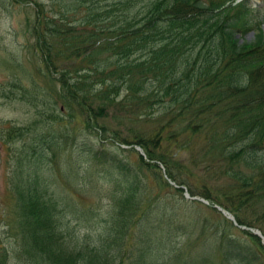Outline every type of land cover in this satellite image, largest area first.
Listing matches in <instances>:
<instances>
[{"label": "trees", "instance_id": "1", "mask_svg": "<svg viewBox=\"0 0 264 264\" xmlns=\"http://www.w3.org/2000/svg\"><path fill=\"white\" fill-rule=\"evenodd\" d=\"M31 1V34L46 70H56L51 52L56 36L64 39L57 43H62L57 52L64 58H84L81 72L70 76L63 68L54 80L65 102H73L86 115L88 127L75 136L45 124L47 132L31 131L15 146V169L10 173L17 207L14 256L22 264H264L260 238L213 205L206 206L218 216L210 217L193 205H202L200 201L182 194L181 204L179 198L158 193L143 197L149 189L143 177L149 172L159 184L175 190L170 195L178 197L182 185L188 194L227 209L238 224L255 226L264 234V21H251L245 0H115L103 6L94 4L96 0H73L72 15L80 8L83 12L66 23ZM100 13L111 22L101 25ZM253 28L252 38L238 35ZM100 53L105 54L97 56ZM92 82L99 88L92 90ZM121 89L122 98L115 100ZM95 99L105 104L94 105ZM128 101L161 106L157 127L148 136L128 139L98 120L107 104L124 106ZM43 114L51 122L61 117ZM15 130L22 134L21 127ZM131 143L143 152L135 153L133 162L123 151L134 149L121 145ZM63 146L115 175L120 186L106 217L90 233L78 235L65 223L61 226L53 214L56 200L48 195L44 179L24 171L27 162L51 160ZM179 149L188 152L196 171L221 178L212 192L197 182L195 169L182 161ZM136 209L139 214L133 216ZM137 223L144 237L130 243ZM126 225L130 229L125 232ZM167 243L168 255L160 252L164 262H158L152 248ZM6 257L8 252H2L0 264H7Z\"/></svg>", "mask_w": 264, "mask_h": 264}, {"label": "rangeland", "instance_id": "2", "mask_svg": "<svg viewBox=\"0 0 264 264\" xmlns=\"http://www.w3.org/2000/svg\"><path fill=\"white\" fill-rule=\"evenodd\" d=\"M34 1L46 13L53 15L55 18L62 16L63 23H66V19L71 20L81 16L83 12L80 8L72 15V9H69V7H71L73 0ZM96 1H94V4L103 6L115 0ZM246 2L247 7L251 9L250 17L258 18L260 11H262L261 18L264 20V0H246ZM135 6L136 3L131 9L133 10ZM33 11L31 0L0 3V257L2 252L7 251V264H22L21 259L14 256L12 252L14 241L18 242L16 224L13 225L15 222L14 218L17 216V207L10 189V173L15 169L13 153L15 146L21 144L27 133L41 129L47 130L49 127H45V124L53 123L55 129L64 128L70 132L69 135L75 136L83 135L85 128L88 127V122L85 120L86 115L79 112L78 106L73 102H65L61 95L60 87H58L57 81L54 80V77L58 76L59 70L63 68L69 71L68 75L71 74L70 76H74V72H81L79 70H81V64L84 65V58L82 55L75 58H64L57 52V47L62 44L58 45L57 43L63 42V37L62 41L59 36L53 37L52 40L55 42V46L52 47L51 52H53V62L56 70L55 72L47 71L43 63L42 54L35 43L36 38L31 34L30 23ZM114 14H116V11ZM110 17L111 19L115 18L112 14H110ZM97 18H100L101 25L111 22L110 19L104 18L102 13ZM62 26L65 25L62 24ZM252 31L253 29L238 35L249 39L252 38L254 33ZM68 39L71 40V38ZM104 54L100 53L97 56L103 57ZM75 83V87L79 86L76 91L80 95L79 81ZM91 88L92 90L99 88L98 83L92 82ZM123 93L124 90L121 89L114 96L115 100H120ZM102 100L95 99L94 105H104L105 103ZM145 106L147 105L133 103L132 101L131 103L128 101L124 106L107 104L105 107L106 114L98 120L116 129L121 136H125L128 139L140 134L148 136V132L150 134L151 129L157 127L159 120L157 115L161 111V106L153 101L148 108ZM155 109L159 110L158 113ZM45 111H47L48 115L59 114L61 117H56L51 122L49 118L44 117L43 112ZM142 112L145 113L146 117L141 114ZM148 112L151 115L149 117ZM17 127H21V135L16 132L15 128L17 129ZM103 136H106V133ZM195 143H197L195 145L197 149L199 142ZM106 145L113 148V144L106 143ZM125 145L124 148L134 149L133 151H123L126 159L131 162L135 161V153L140 151L134 147L133 143ZM179 150L178 156L189 165L190 155L182 149ZM195 157L198 165L203 169L200 164L202 160L198 156ZM190 168L191 170L195 169L193 174L197 178V182H203L211 192V189H214L216 184L221 182L220 177H218L219 180L212 179L211 177H206L202 170L196 171L197 167L190 166ZM24 171L28 174L32 172L30 175L35 173L39 178L44 179L48 186V195L56 200V206L53 208L55 209L53 214H55L56 219L61 226L62 223H65L78 235L90 233L99 226L103 221L102 219L107 215L108 207L115 201L113 199L120 194V186L116 182L115 175L102 171L99 166L93 165L83 153L67 146H63L59 151H56L51 160L45 157L27 162L24 166ZM161 171L163 172V170ZM145 177L147 178L149 189L143 191L144 198L148 197V194L158 193L164 198H179V204H181L183 199L180 198V195L182 194L185 197L189 195L183 188L176 191L178 197L177 194L170 195L169 192L175 190L169 186L159 184L149 172L145 173L143 178ZM170 181L169 183L173 184ZM196 200L202 203V205L199 202L193 204L197 207L198 212L204 215L207 214L210 217L218 216L206 206L212 205V200H207V202ZM257 211L259 212V210ZM136 214H139L138 209L133 212V216ZM261 220L264 221V219ZM131 221L132 219L129 217L128 223H131ZM138 226L140 225L137 223L136 226L131 228L130 243L136 242L138 236L144 237V234L140 232L141 228ZM129 229L130 226L126 225L124 231L126 232ZM122 238L125 240V235ZM168 248V243L165 247L159 245L152 248L155 260L162 262L163 256L160 255V252L166 250L167 256ZM214 248L215 246L212 247V249Z\"/></svg>", "mask_w": 264, "mask_h": 264}, {"label": "water", "instance_id": "3", "mask_svg": "<svg viewBox=\"0 0 264 264\" xmlns=\"http://www.w3.org/2000/svg\"><path fill=\"white\" fill-rule=\"evenodd\" d=\"M135 148H136V149H139L138 146H135ZM197 198H199V197H197ZM199 199L203 200L202 198H199ZM218 209H220L221 212H223L227 217H229L230 219H232V221L235 223V221L233 220L232 214H230L227 210L222 209V208H220V207H218ZM242 227H244V226H242ZM249 229L252 230V231H253L254 233H256L257 235H259V236L261 237L262 240H264V236L261 235L260 231H259L257 228H252V227H250Z\"/></svg>", "mask_w": 264, "mask_h": 264}]
</instances>
